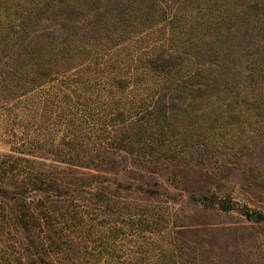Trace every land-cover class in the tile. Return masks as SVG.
Masks as SVG:
<instances>
[{"label": "trees", "instance_id": "trees-1", "mask_svg": "<svg viewBox=\"0 0 264 264\" xmlns=\"http://www.w3.org/2000/svg\"><path fill=\"white\" fill-rule=\"evenodd\" d=\"M45 86L65 172L24 151L0 159V264H85L88 209L115 216L116 238L129 224L155 237L150 217L122 214L121 194L150 193V167L175 155L160 138L190 116L264 112V0H0V95L33 93L36 107ZM171 256L156 264H184Z\"/></svg>", "mask_w": 264, "mask_h": 264}, {"label": "rangeland", "instance_id": "rangeland-1", "mask_svg": "<svg viewBox=\"0 0 264 264\" xmlns=\"http://www.w3.org/2000/svg\"><path fill=\"white\" fill-rule=\"evenodd\" d=\"M53 93L45 86L36 107L33 93L24 102L9 103L0 95V159L24 151L27 155L20 157L30 165L63 178L64 129L50 125ZM222 112L217 122L210 115L190 116L188 127L168 130L161 146L175 155L150 167L144 186L150 193L121 194L122 214L134 210L142 220L150 217L155 237L143 239L151 226H141L138 231L143 233H136L129 224L116 238V232L104 228L115 216L101 220L85 211L83 227H94L92 239H82L92 242L85 264H156L171 261L174 253H182L184 264H264V112ZM108 178L142 185L122 175ZM215 203L232 209L220 211ZM186 245L198 253L187 255Z\"/></svg>", "mask_w": 264, "mask_h": 264}, {"label": "water", "instance_id": "water-1", "mask_svg": "<svg viewBox=\"0 0 264 264\" xmlns=\"http://www.w3.org/2000/svg\"><path fill=\"white\" fill-rule=\"evenodd\" d=\"M250 220L253 221V222H256V221H259V218H257V217H255V216L251 215V216H250Z\"/></svg>", "mask_w": 264, "mask_h": 264}]
</instances>
